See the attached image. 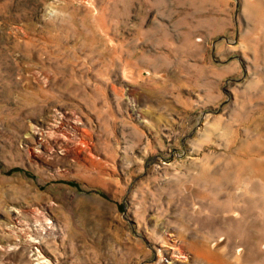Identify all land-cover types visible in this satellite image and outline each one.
I'll return each instance as SVG.
<instances>
[{
  "label": "rangeland",
  "instance_id": "1",
  "mask_svg": "<svg viewBox=\"0 0 264 264\" xmlns=\"http://www.w3.org/2000/svg\"><path fill=\"white\" fill-rule=\"evenodd\" d=\"M0 264H264V0H0Z\"/></svg>",
  "mask_w": 264,
  "mask_h": 264
}]
</instances>
